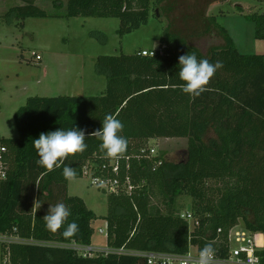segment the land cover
I'll list each match as a JSON object with an SVG mask.
<instances>
[{
    "label": "trees",
    "instance_id": "trees-1",
    "mask_svg": "<svg viewBox=\"0 0 264 264\" xmlns=\"http://www.w3.org/2000/svg\"><path fill=\"white\" fill-rule=\"evenodd\" d=\"M35 1L19 0L22 4L9 8L1 20L22 26L28 18L52 17ZM148 15L149 0H67L62 17L116 18L122 37L145 25ZM246 18L254 24L255 38L264 40V11L249 12ZM217 34L222 44L203 54L168 28L152 57L141 56V51L97 57L95 72L105 77L100 96L26 99L14 114L18 136L0 138L8 168L0 183V236L12 237L1 243L6 264H147L144 257L128 253L84 257L68 247L90 246L97 217L81 198L68 195L63 167H73L80 179L87 163L101 168L115 159L122 180L129 165L133 191L106 195L102 219L108 249L185 255L190 247L200 253L211 244L214 254L224 258L233 228L242 226L264 237V55L240 54L225 29ZM90 35L105 38L100 32ZM187 53L223 65L197 97L181 90L178 63ZM107 115L123 124L119 134L127 148L118 158L107 157L102 142L90 135ZM74 126L85 131L86 149L52 171L39 166L33 140ZM174 138L187 141L176 163L162 154L141 153L151 140ZM180 196L191 199L189 212L196 222L191 230L176 207ZM60 202L71 211L67 223L79 226L70 238L62 235L66 224L53 233L43 220L49 205ZM256 254L264 264V246Z\"/></svg>",
    "mask_w": 264,
    "mask_h": 264
},
{
    "label": "rangeland",
    "instance_id": "rangeland-1",
    "mask_svg": "<svg viewBox=\"0 0 264 264\" xmlns=\"http://www.w3.org/2000/svg\"><path fill=\"white\" fill-rule=\"evenodd\" d=\"M66 2L36 0L35 6L52 17L28 18L22 26L0 18V138L18 136L14 114L28 97L100 96L105 89V77L95 72V59L156 51L168 28L203 54L222 44L217 33L223 28L240 54L264 55V40L255 38L254 24L246 18L249 12L261 14L264 0H149L147 23L122 37L118 35L120 22L116 18L62 17ZM21 4L19 0H0V17ZM239 7L242 12L237 10ZM91 32H100L105 38L93 37ZM32 52L40 56V61L31 56ZM152 146L157 154L176 163L182 159L187 141L156 139L148 143V147ZM67 193L81 198L97 217L91 225L89 247L97 251L108 249L106 223L102 219L107 214L106 194L90 185L87 176L69 181ZM190 203L187 196L177 199L181 215L190 211ZM187 223L191 230V221ZM4 242L0 236V264H6L1 251ZM68 247L82 249L75 244Z\"/></svg>",
    "mask_w": 264,
    "mask_h": 264
},
{
    "label": "clouds",
    "instance_id": "clouds-1",
    "mask_svg": "<svg viewBox=\"0 0 264 264\" xmlns=\"http://www.w3.org/2000/svg\"><path fill=\"white\" fill-rule=\"evenodd\" d=\"M178 65L179 79L184 82L181 90L190 97L201 95L206 90L210 78L223 67L220 61L210 63L207 59L198 60L195 53L181 55ZM122 129L123 124L119 119L107 115L102 121V127L90 135H95L102 142L100 147L105 150L107 157L118 158L127 148L126 138L119 134ZM85 138V131L75 126L71 129L60 127L55 131L41 133L38 139L33 140V147L39 157L36 163L48 171L59 168L69 156L86 149ZM62 175L67 181L77 178L76 170L68 165L63 167ZM70 215V209L62 202L49 205L47 214L43 217L46 229L55 233L66 224L62 235L65 238L73 237L79 231V226L75 221L67 223ZM213 255V246L205 245L196 264H211Z\"/></svg>",
    "mask_w": 264,
    "mask_h": 264
},
{
    "label": "built area",
    "instance_id": "built-area-1",
    "mask_svg": "<svg viewBox=\"0 0 264 264\" xmlns=\"http://www.w3.org/2000/svg\"><path fill=\"white\" fill-rule=\"evenodd\" d=\"M159 50V49H158ZM157 54L156 51H141V56H154ZM31 56L36 61H40V56L32 52ZM156 147H146L142 154L147 156L157 155ZM7 149L0 141V183L5 181L7 178V164H6ZM127 158L126 160H128ZM129 165H125V176L122 180V169L118 159L109 162L108 166L96 167L92 163H87L83 168V176L90 178V185L96 187L104 194H118L123 191L126 195H130L133 191V186L127 175ZM182 219L191 221L192 227L196 224L192 218L190 212H185L181 215ZM103 234V231H99ZM106 234V232H105ZM5 242H10L12 239L7 236H2ZM229 253L226 257L222 258L214 254L211 260V264H263L260 258L257 256V252L264 246V237L260 233H252L245 230L242 226L235 227L230 230L228 234ZM235 246L232 247L231 245ZM84 248V249H83ZM79 254L82 256H92L94 252H105V253H118V254H132L144 257L147 264H196L199 258V252L196 248L190 247L185 255H175L167 253H156V252H144V253H133L127 252L124 249H105L96 250L88 246L82 247Z\"/></svg>",
    "mask_w": 264,
    "mask_h": 264
},
{
    "label": "crops",
    "instance_id": "crops-1",
    "mask_svg": "<svg viewBox=\"0 0 264 264\" xmlns=\"http://www.w3.org/2000/svg\"><path fill=\"white\" fill-rule=\"evenodd\" d=\"M38 55V54H37ZM154 140H156V139H154ZM157 140H159V139H157Z\"/></svg>",
    "mask_w": 264,
    "mask_h": 264
}]
</instances>
